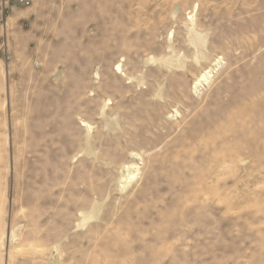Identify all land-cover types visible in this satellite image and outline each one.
<instances>
[{
	"label": "rangeland",
	"instance_id": "374dc122",
	"mask_svg": "<svg viewBox=\"0 0 264 264\" xmlns=\"http://www.w3.org/2000/svg\"><path fill=\"white\" fill-rule=\"evenodd\" d=\"M0 264H264V0H0Z\"/></svg>",
	"mask_w": 264,
	"mask_h": 264
},
{
	"label": "bare ground",
	"instance_id": "6f19581e",
	"mask_svg": "<svg viewBox=\"0 0 264 264\" xmlns=\"http://www.w3.org/2000/svg\"><path fill=\"white\" fill-rule=\"evenodd\" d=\"M195 43H196V44H195L196 47H198L199 45H201V43H199V40H196ZM200 57L203 58V54H202V53H201ZM116 68L120 70L121 65L118 63V64L116 65ZM211 72H212L211 69H209V70H204V71H203V72L197 77L195 84H196V85H205V83H207V82L209 81L210 77H211ZM88 127H90V126H88ZM127 175H130V173H126V175H125L126 178H127ZM83 220H85V218H83Z\"/></svg>",
	"mask_w": 264,
	"mask_h": 264
}]
</instances>
